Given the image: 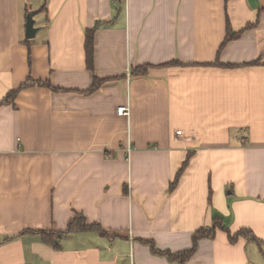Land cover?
Listing matches in <instances>:
<instances>
[{"label":"crops","instance_id":"0c3cea01","mask_svg":"<svg viewBox=\"0 0 264 264\" xmlns=\"http://www.w3.org/2000/svg\"><path fill=\"white\" fill-rule=\"evenodd\" d=\"M29 79L58 90L0 106V264H182L143 240L185 250L216 216L264 241V0H0V101ZM76 212L111 236L25 232ZM184 264H264V245L217 229Z\"/></svg>","mask_w":264,"mask_h":264},{"label":"trees","instance_id":"16d2710c","mask_svg":"<svg viewBox=\"0 0 264 264\" xmlns=\"http://www.w3.org/2000/svg\"><path fill=\"white\" fill-rule=\"evenodd\" d=\"M96 30H97V26L86 30V33H85L86 37H85L84 46H85V51H86V61H87V66L90 69H93V64H94ZM240 33L233 32L230 25L228 24L226 40L224 43L238 36ZM147 68H148V65L138 66V68H136V71L142 74L146 72ZM102 82H103L102 80H99L95 76L94 82L87 92L96 91L100 87ZM33 85L45 86L53 90H58L53 87L50 81H34V80L29 79L25 83L21 84L17 89H13L9 91L6 97L2 101H0V106L5 105V104H13L15 97L17 96V94L20 92L21 89L26 88L28 86H33ZM183 165L184 166L177 173L175 181L171 185V189H173L176 183L178 182L183 170L185 169L187 165V161ZM217 229L224 230L228 234V238L230 242L232 243L237 242L240 237H245L248 240L254 241L259 246L264 245V241L259 239L254 234V232L248 228H242L239 231L232 233V231L224 224L223 218L220 216H216L213 219V225L211 228H202L198 232H196L193 236L192 246L185 250L176 251V252H173L169 249L161 250V249H158L153 244L152 241H149V240H143V241L149 244L151 243V247L154 253L164 255L171 261H177V262L184 264L188 262L196 253L199 240L202 238H213L216 235ZM82 231H95V232H98L102 236H111L110 233L107 230H105L99 223H88L84 214L79 213V212H76L74 214V216L70 219L67 228L64 230H58V231L53 230V229L52 230H41V231L25 230V232L40 234L44 242L50 245H53L56 248L60 247V244L58 242L64 236L71 234V233L82 232Z\"/></svg>","mask_w":264,"mask_h":264},{"label":"water","instance_id":"95a60500","mask_svg":"<svg viewBox=\"0 0 264 264\" xmlns=\"http://www.w3.org/2000/svg\"><path fill=\"white\" fill-rule=\"evenodd\" d=\"M33 13H30L27 17V23H26V36L28 38H32L35 36V33L37 32V28L34 27V19H33Z\"/></svg>","mask_w":264,"mask_h":264},{"label":"built area","instance_id":"2783aa9c","mask_svg":"<svg viewBox=\"0 0 264 264\" xmlns=\"http://www.w3.org/2000/svg\"><path fill=\"white\" fill-rule=\"evenodd\" d=\"M128 109H129L128 107L122 106V107L118 108V113L120 115L128 114L129 113Z\"/></svg>","mask_w":264,"mask_h":264}]
</instances>
